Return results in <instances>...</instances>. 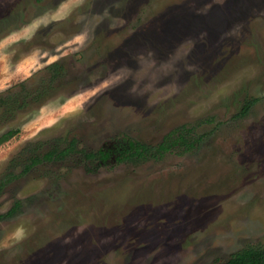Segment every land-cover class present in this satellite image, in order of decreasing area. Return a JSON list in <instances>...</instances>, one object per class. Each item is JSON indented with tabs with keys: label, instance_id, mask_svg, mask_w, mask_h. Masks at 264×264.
Here are the masks:
<instances>
[{
	"label": "rangeland",
	"instance_id": "rangeland-1",
	"mask_svg": "<svg viewBox=\"0 0 264 264\" xmlns=\"http://www.w3.org/2000/svg\"><path fill=\"white\" fill-rule=\"evenodd\" d=\"M55 60L66 73L41 93ZM183 123L198 148L140 164L12 159ZM12 127L0 264H218L264 245V0H0V135Z\"/></svg>",
	"mask_w": 264,
	"mask_h": 264
},
{
	"label": "trees",
	"instance_id": "trees-1",
	"mask_svg": "<svg viewBox=\"0 0 264 264\" xmlns=\"http://www.w3.org/2000/svg\"><path fill=\"white\" fill-rule=\"evenodd\" d=\"M47 67L52 74L48 81L43 80L41 93L44 92V84L49 83L51 85L52 81L66 73V66L61 60L51 62ZM255 100V98L248 99L243 105L241 114H246ZM197 123H183L176 126L168 131L159 142L153 144L127 133L116 136L112 143L97 149H90L82 145L81 140L76 136L66 139L60 137L58 141L47 149L45 148L46 150L42 149V151L43 143L36 142L31 145V142H28L12 159L18 160L17 156H25L21 173H25L31 170L33 166L44 162L64 161L71 157L78 159L82 164L84 163L86 169L91 172H96L103 166L111 165L112 161L114 162L113 165L125 162L140 164L150 159H161L169 152L184 154L198 148L204 139V133L198 132ZM18 132V128L7 129L0 135V143ZM19 153L22 154L19 155ZM15 177V173L9 171L0 178V193L4 186ZM14 209L15 207L9 213H12ZM218 264H264V245L246 246Z\"/></svg>",
	"mask_w": 264,
	"mask_h": 264
}]
</instances>
